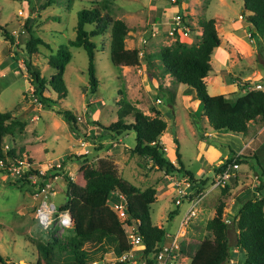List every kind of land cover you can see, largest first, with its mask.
Segmentation results:
<instances>
[{
  "label": "rangeland",
  "instance_id": "rangeland-1",
  "mask_svg": "<svg viewBox=\"0 0 264 264\" xmlns=\"http://www.w3.org/2000/svg\"><path fill=\"white\" fill-rule=\"evenodd\" d=\"M179 1L190 14V25L197 29L189 37L183 38V42L199 44L202 37L200 22L215 16L220 17L218 31L221 38L226 40L224 34L229 38L224 42L228 61L220 53L212 55L213 69L208 76V91L211 95L226 94L229 100H235L237 96L230 94L229 89L235 78L243 80L238 75L240 72H244L242 75L245 77L257 70L259 80L264 82V43L260 46L255 39L250 40V26L247 25L246 16L240 18L247 28L243 34L240 35L235 27L229 30L226 26L241 21L239 15L245 14L243 0H222V4L221 0ZM166 4L173 5L170 0H0V25L15 37L14 41H10L0 35V112H11L25 122L24 129L16 131L14 138H4L2 145L6 149L14 147L17 153L30 157L36 167L41 164L38 166L40 169H44L48 161L70 157L67 170L75 173V184L79 186L85 184L86 176L107 164L114 165L125 187H137L143 191L155 186L157 200L150 206L152 221L164 228L167 234L174 235L189 206L188 201L184 200L183 204L177 206L175 184L170 182L164 171L153 168L146 158L132 151L136 144L134 132L116 137L112 131L106 130L118 119L117 102L122 96L147 115L155 116V111H161L168 124L164 133L165 144L161 140L166 152L168 148L172 156L176 150L174 139L177 138L187 169L193 171L197 179L209 182L204 189L209 195L199 204L198 216L190 223L185 236V242L198 243L212 239L207 222L215 210L212 209L213 198L209 191L214 176L212 165L215 162L211 160L212 165L203 169L198 159L199 153L213 159L221 153L212 139L204 138L206 129L212 127L195 90L176 83L169 74L162 75L158 56L152 57L151 63L142 60L138 65L115 67L110 59V27L103 35L93 38L97 44L96 74L99 79L96 92H90L86 50L71 47L72 58L63 75L68 94L59 99L58 94L52 90L46 91V95L59 102L53 107H47L36 100L24 62L28 56L23 42L25 36L20 35L26 20L32 19L36 35L49 45H39L38 52L32 55V61L50 79L57 74L50 65L51 57L61 45L76 37L79 11L99 5L103 14L108 13L113 19H123L127 23L128 49H145L147 53H155L174 41L167 33L168 21L174 14L161 19L166 22L163 26L158 21L160 32L157 36L152 37L147 31L155 22L156 15H163L162 12L156 13V8L152 7ZM91 27L88 25V29ZM144 35L148 43L143 45L141 39ZM246 81L251 80L249 78ZM60 108L71 110L77 117L74 129L64 115L59 113ZM128 119L133 120L130 117ZM5 168L6 165L0 161V224L3 226L0 229V255L6 260L0 264H42L36 242L47 243L55 235L47 234L35 220V188L28 184L21 187L19 183L13 184L19 182L20 177L5 172ZM64 182H58L61 192L53 197L58 205L66 199ZM232 183L235 188L236 182ZM112 196L120 199L118 192H113ZM226 202L224 218L231 225L236 214L230 215L231 204H228V200ZM236 238V229L231 226L229 240L232 254L226 264H241V260L233 253ZM190 261L185 255L179 264H190Z\"/></svg>",
  "mask_w": 264,
  "mask_h": 264
},
{
  "label": "trees",
  "instance_id": "trees-1",
  "mask_svg": "<svg viewBox=\"0 0 264 264\" xmlns=\"http://www.w3.org/2000/svg\"><path fill=\"white\" fill-rule=\"evenodd\" d=\"M243 2L244 9L249 12L246 15V22L250 25L251 37L253 41L255 39L256 43L259 42L260 46H263L264 0H243ZM178 4L182 3L178 1ZM180 13L189 18L182 5ZM33 24L32 19H27L20 35L25 36L23 42L28 56L24 62L31 77L36 100L44 106L53 107L59 103L46 95V91L51 92L52 90L58 94L59 99L68 94L63 75L72 58L71 47H82L86 50L90 92L92 94L96 92L99 79L96 74L97 44L93 38L103 35L111 27L110 59L112 64L118 68L122 65L134 66L142 60L151 63L152 57L158 56L162 75L169 74L176 83L187 85L196 91V96L204 105L213 130L245 134L249 130L250 122L256 120L264 122V90H250L249 83L246 82L239 85L241 92L233 101L229 100L226 94L211 95L208 91L206 78L213 69L212 55L215 49L222 44L216 28V20L213 18L200 22V28L203 30L199 44H188L177 38L169 46H163L155 53L146 51L144 56L140 57V49L126 47L129 27L123 19H113L110 14H103L99 5L85 8L78 12L76 37L67 44L61 45L51 57L50 65L57 71V74L50 79L43 75L40 68L32 61V55L38 52L39 45L49 46L36 35ZM88 25L92 27L88 29ZM191 28L197 31L195 27ZM0 35L7 40H15L14 35L2 25H0ZM117 104L119 106L118 119L111 126L106 127V130L112 131L116 137L134 132L136 138L135 147L132 149L134 153L146 158L153 168L164 171L165 175L189 177L194 187L197 188V192L205 189L208 180L197 179L191 171L185 168L177 138L174 139L177 165L168 156L166 147L161 143V137L166 132L168 124L161 118L160 111H155V116L147 115L123 96ZM59 113L64 115L71 128L76 127L77 117L71 110L60 108ZM129 117L133 120L130 121ZM97 124L100 125V123ZM24 127L25 122L13 113L0 112V161L6 165L4 171L7 173H10L8 167L22 159L24 155L21 152L17 153L14 147L4 148L2 141L7 137L14 138L16 131H21ZM254 157L264 176V164L257 153ZM248 158L244 155H236L233 151L230 157L215 170L219 173L227 163L236 160L240 165L246 163ZM28 160L31 166L22 173L19 182L13 183L15 185L19 183V187L25 184L35 186L33 180L36 177L38 180L47 178L40 175L39 170L33 167V162H35L33 159L29 157ZM62 160L63 165H67L70 157ZM237 180L238 175L221 188V197L215 206L214 215L207 222V228L212 232V239L198 243L184 241L181 244L182 253L191 259L190 264L228 263L232 254V245L229 240L231 226L237 232L235 246L243 253L241 264H264V196L260 199L256 196L258 191L261 193L260 190L264 186H257L253 192L248 189L240 194L238 199L241 207L231 225L224 218L226 200L229 198L231 189L234 188L232 182H237ZM65 181L69 201L64 207L71 209L75 218V227L63 236H52L51 241L47 243L36 242L42 264H90L93 261L102 260L110 252L120 256L130 249L131 245L125 227L109 205L113 192H119L126 197L129 223L134 221L140 223L138 231L143 239L145 254L153 253L167 240V231L152 221L150 206L157 200L155 186H150L143 191L137 187H125L112 164H107L86 176L83 186L76 185L67 175ZM2 227L0 224V229ZM4 261L6 260L0 255V262Z\"/></svg>",
  "mask_w": 264,
  "mask_h": 264
},
{
  "label": "built area",
  "instance_id": "built-area-1",
  "mask_svg": "<svg viewBox=\"0 0 264 264\" xmlns=\"http://www.w3.org/2000/svg\"><path fill=\"white\" fill-rule=\"evenodd\" d=\"M173 5H179V0H170ZM180 6V5H179ZM243 18V15L240 16ZM166 23V22H165ZM164 23V24H165ZM163 24V23H162ZM161 24V26H163ZM165 27V26H164ZM192 26L189 23V19L184 17L179 11L175 12L173 17L168 21L167 33L173 37V40L180 38L189 37L193 34ZM150 32L152 37H155L160 32L158 23H152V26L147 30ZM250 40L253 41L251 33H249ZM141 43L147 44L148 39L144 37L141 39ZM145 49H140L139 56L143 57L145 54ZM249 89L264 90V85L257 82H248ZM238 84H241L240 81ZM245 83H242V85ZM159 102H162L159 99ZM28 156H23L22 159L18 160L16 163L9 166L10 174L14 176L21 177L24 171L29 169ZM62 159H56L53 161H48L44 169H40L41 164L35 165L33 162V167L39 170L40 175L46 176L47 178H41L38 180L36 177L33 180L35 186L34 197L36 199L34 217L39 226L47 234H54L55 236H63L67 231L75 227V218L69 207H64L68 203V195L66 199L58 205L53 197L60 193L58 189V182L61 180L65 181V176L67 175L73 182L75 181V173L67 170V165H63ZM27 168V169H25ZM240 165L236 160L227 163L222 167L221 171L215 177L212 187L222 188L231 181L232 178H236L238 175ZM172 184H175L177 198L176 205L179 206L183 204L184 200L188 201L189 206L184 212L181 219L179 228L176 234H166L167 240L159 245L157 249L150 253L149 255L144 253V243L142 236L138 231L139 222L134 221L129 223L130 216L127 212V200L126 197L120 194V199L111 200L109 202L112 210L117 214L120 221L125 227L128 241L131 245L130 249L120 256L114 255L110 252V255L104 257L100 261H93L90 264H179L182 256H185L181 251V244L186 241V235L188 227L193 219L198 216L199 204L204 197L208 195L203 191L197 192V188L194 187L189 177L180 178L178 175H166ZM66 184V181L64 182ZM64 193V192H63ZM256 196L260 199L262 194L258 191ZM64 207V208H62ZM189 243V242H186Z\"/></svg>",
  "mask_w": 264,
  "mask_h": 264
},
{
  "label": "crops",
  "instance_id": "crops-1",
  "mask_svg": "<svg viewBox=\"0 0 264 264\" xmlns=\"http://www.w3.org/2000/svg\"><path fill=\"white\" fill-rule=\"evenodd\" d=\"M220 3L221 4L223 3L222 0L220 1ZM242 3L244 6L243 1H242ZM180 6L179 5H172L171 6L169 4L168 5L166 4L163 6L152 7L154 9L156 8V13H161V12L163 13V15L157 14L156 18H155V22H153V23H158V21L160 20V23L164 24L165 22L161 21V19H164V17H166V16H169V15L172 16L173 14H175V12L179 11ZM184 7L182 6L183 9H184ZM185 13L188 16L190 15L187 11H185ZM248 14H249V12L245 10V15L240 14L239 19H240L241 15H243V18H244V16H246ZM213 19L216 20V28H217V30H219L221 23L218 21H220V17L215 16V17H213ZM247 25H249V24L247 23ZM226 26L229 28V30H231L232 28L235 27L236 30H238V33H240V35L243 34V32H246V29H247L245 27L246 24H245L244 20H241L239 22L234 21L233 24L232 23L230 25L227 24ZM218 33H219V31H218ZM223 37H226V40H223L220 36L222 44L220 47L215 49L214 54L220 53V54L224 55L225 59H227L226 53L224 50V48H225L224 42L229 40V38L226 34H224ZM239 37H241V36H239ZM225 59H224V62H226ZM227 61H228V59H227ZM262 66H264V64ZM242 73H244V72H240L239 74L238 73H236V74L240 75L241 78H243V80H242L243 82L241 80H238L237 78H235L236 82H234L230 85V89H229L230 94H235L236 96L238 94H240L241 89H239V85H242V83H246L247 82L246 80H248L249 78L251 80L250 82H252V83L257 82V83H261L264 85V82L262 80H259L260 78H258L259 77V71L256 70L253 72L252 75H248L245 77H243ZM239 81L241 84H238ZM206 82L208 83V77L206 78ZM160 114H161V118L164 119L163 113L161 112ZM176 119H177V117H176ZM206 137L209 139H212V141H214L216 143L217 148L221 153L220 155L216 156L215 159L210 158V157L205 158L201 152L199 153L198 159H199L200 164H203V166H202L203 169L207 168L209 165L210 166L212 165L211 160L213 162H215L212 165V170L214 172L212 182L214 181L215 177L218 174V172L215 170V168L221 166L230 157V155L232 154L233 151H235L236 155H242V156L244 155V156L249 157L247 159L246 163L240 164L238 180H237V182L235 181L236 182L235 188L231 189L229 198L227 199L228 201H230L228 204H231V207H229V209H230V211H232V214H230V215H235L238 213V211L241 207V203L238 199L240 194H242L244 191H246L248 189L251 190L252 192L255 191V188H254L255 186H261V185L264 186V176L262 175L261 167L258 165L257 160L254 157V155L257 153L259 155L260 160L264 164V122H262L261 120H256V121L250 122L249 130L245 134L223 133V132L215 131L212 128L206 129V131L204 132V138H206ZM164 138H165V134L161 137L162 142L165 144ZM173 150H174V148H173ZM167 151H168L167 154L170 157V159L173 161V163H175L177 165L175 150H174L172 156H171V153L169 152L168 148H167ZM184 165H185V163H184ZM243 166H245V168H243ZM185 168L187 169L186 165H185ZM187 170H189V169H187ZM189 171H191V170H189ZM191 172L193 173V171H191ZM252 178H253V180H252ZM251 181H252V183H251ZM212 182L210 184L211 186L209 187V191H210V193L212 192V198H213L212 199V209H214L218 200L221 197V190L222 189L221 188H213ZM208 184H209V182H208ZM208 184H207V186H208ZM245 186H247V187H245ZM260 191H261V194L263 197L264 196V188ZM115 199H117V198H111V200H115ZM208 203H209L208 206L210 207L211 206L210 202H208ZM233 253H235L234 256L237 257V259L238 258H239V260L243 259V253L237 247Z\"/></svg>",
  "mask_w": 264,
  "mask_h": 264
}]
</instances>
